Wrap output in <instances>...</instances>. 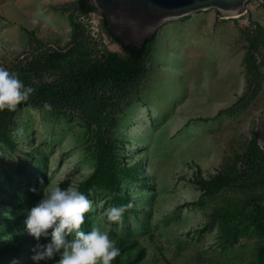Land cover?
I'll return each instance as SVG.
<instances>
[{
    "label": "rangeland",
    "instance_id": "374dc122",
    "mask_svg": "<svg viewBox=\"0 0 264 264\" xmlns=\"http://www.w3.org/2000/svg\"><path fill=\"white\" fill-rule=\"evenodd\" d=\"M75 8L0 0V67L30 63L37 95L75 82L82 96L51 111L23 104L9 142L0 138V264H34L33 249L50 235L36 241L25 221L57 186L92 202L82 230L109 233L121 252L112 264H264V178L248 168L264 163L252 150L264 111V6L250 0L235 18L208 9L163 25L147 74L121 99L80 79L105 43ZM129 203L119 222L107 219L109 207Z\"/></svg>",
    "mask_w": 264,
    "mask_h": 264
},
{
    "label": "clouds",
    "instance_id": "9594fccd",
    "mask_svg": "<svg viewBox=\"0 0 264 264\" xmlns=\"http://www.w3.org/2000/svg\"><path fill=\"white\" fill-rule=\"evenodd\" d=\"M34 91L31 86H25L18 73L0 67V111H14L18 105L28 101ZM44 108L51 111L52 105L45 102ZM131 207V203L111 206L105 215L109 221L119 222ZM92 209L87 196L72 186L63 190L57 186L44 194L43 199L29 210L25 221L28 233L36 241L50 235V242L37 243L33 249L31 259L34 264L52 260L57 254L56 264H112L121 252L109 233L97 227L89 232L82 230L85 214Z\"/></svg>",
    "mask_w": 264,
    "mask_h": 264
},
{
    "label": "trees",
    "instance_id": "16d2710c",
    "mask_svg": "<svg viewBox=\"0 0 264 264\" xmlns=\"http://www.w3.org/2000/svg\"><path fill=\"white\" fill-rule=\"evenodd\" d=\"M75 9L79 10L82 14H89L96 11V8L91 6L88 0H76L74 2ZM73 25L74 22H72ZM102 28L106 31L108 37L115 43H117L122 53L112 51L107 46L103 45L101 54L93 59L84 61L78 68L79 74L84 78H80L83 82H91L92 88L103 92H111L116 99H121L127 96L129 90L133 87H137L141 84L144 76L148 72V62L150 52L153 49L154 41L157 37V33L152 38H147L141 47L134 44H125V42L113 34V31L108 26V21L105 16L101 21ZM49 56L48 51L42 54V59H46ZM30 63L12 67H6L5 69L16 72L19 74V78L23 81L25 86H31L34 88V93L31 95L28 101L21 103L16 107L14 111L7 109L0 111V138L4 142H9L8 131L11 119L15 111L25 103L44 104L49 102L50 104H57L63 100L82 99V96L77 93L78 84L70 82L65 90L53 91L50 95H37L36 86L30 81L32 74H36L35 69L31 68ZM258 133L253 132L252 150L255 153H264L258 144ZM106 148V147H105ZM107 154V149L104 151ZM108 169V178L111 183V189L115 195L118 193V180L114 174L112 162L110 161ZM248 168H250L251 176L253 178H264V163L258 158L250 161ZM257 223L260 228L264 229V209L260 206L257 207ZM264 260V259H263ZM16 261L19 262V258L16 257ZM115 264H131V262L117 261Z\"/></svg>",
    "mask_w": 264,
    "mask_h": 264
},
{
    "label": "water",
    "instance_id": "95a60500",
    "mask_svg": "<svg viewBox=\"0 0 264 264\" xmlns=\"http://www.w3.org/2000/svg\"><path fill=\"white\" fill-rule=\"evenodd\" d=\"M250 0H88L100 16H105L114 35L125 44L141 47L159 29L173 21L208 9H215L223 18L245 13ZM264 6V0H257ZM255 131L258 144L264 149V111Z\"/></svg>",
    "mask_w": 264,
    "mask_h": 264
},
{
    "label": "built area",
    "instance_id": "2783aa9c",
    "mask_svg": "<svg viewBox=\"0 0 264 264\" xmlns=\"http://www.w3.org/2000/svg\"><path fill=\"white\" fill-rule=\"evenodd\" d=\"M75 16H76L77 20H79V21H83L84 23L87 22L90 24L92 23L94 25V27H93L94 31L97 32L98 35L102 38V40L105 43V46H106L108 41H112L108 37L106 31L101 26L102 16H100L96 11L91 12L89 14H82L79 12V10L75 9ZM116 45L118 46V48L116 50H112V51L122 53L120 46L117 43H116Z\"/></svg>",
    "mask_w": 264,
    "mask_h": 264
},
{
    "label": "crops",
    "instance_id": "0c3cea01",
    "mask_svg": "<svg viewBox=\"0 0 264 264\" xmlns=\"http://www.w3.org/2000/svg\"><path fill=\"white\" fill-rule=\"evenodd\" d=\"M57 2H75L76 0H53Z\"/></svg>",
    "mask_w": 264,
    "mask_h": 264
}]
</instances>
